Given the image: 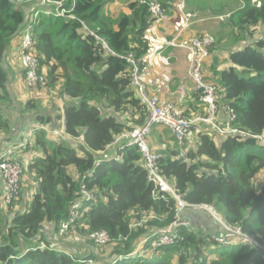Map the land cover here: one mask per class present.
I'll return each mask as SVG.
<instances>
[{"label":"trees","instance_id":"16d2710c","mask_svg":"<svg viewBox=\"0 0 264 264\" xmlns=\"http://www.w3.org/2000/svg\"><path fill=\"white\" fill-rule=\"evenodd\" d=\"M51 1L43 5L41 0H0V129L6 126L2 105L8 98L9 54L15 40L21 41L30 15L39 11L33 21V47L46 84L38 87L47 85L52 91L61 82V94L70 99L64 107L65 132L83 137L84 144L78 149L46 129L37 131L35 147L43 155L29 165L36 192L26 211L11 213L8 221L0 218V264H85L89 259L96 264H171L176 253V264H264V251L258 246L221 245L183 224L178 226L175 244L152 248L159 230L180 215L176 199L154 195L136 146L120 145L114 158L103 154L118 137L145 124L147 110L132 84V67L125 57L132 53L139 60L147 52L150 13L136 1L129 4L131 15L117 19L105 13L104 0ZM57 3L63 4L66 15L56 14ZM82 21L106 41L109 51L84 33ZM227 25L235 39L230 66L217 73L221 99L214 124L236 131L221 133L213 123L199 122L183 148L175 138L173 148L158 152L159 163L161 173L185 201L212 206L228 226L240 227L264 244V187L259 189L254 181L264 170V145L254 137L264 136V30L256 38L257 28L264 26V0L260 6L245 0ZM26 109L38 107L28 101ZM228 109L234 111V120ZM204 112L205 108L199 114ZM83 186L95 193L93 200L83 198ZM78 201L82 217L75 234L95 244L90 234L108 231L113 239L106 245L112 247L109 255H100L93 247L90 252L67 253L47 237L46 224L58 234ZM8 209L12 211V205ZM143 240H147L144 250L149 247L152 252L130 256Z\"/></svg>","mask_w":264,"mask_h":264},{"label":"crops","instance_id":"0c3cea01","mask_svg":"<svg viewBox=\"0 0 264 264\" xmlns=\"http://www.w3.org/2000/svg\"><path fill=\"white\" fill-rule=\"evenodd\" d=\"M104 1L105 13L112 18L117 19L123 14L131 15L133 13L129 4L134 0ZM159 1L165 6L169 19L161 25H151L145 33L148 49L141 60L144 61L148 73L142 76V80L146 84L148 94L172 101L182 113L199 114V99L194 90V83L188 76L187 51L182 48L168 46L166 42L178 35L179 39H184L210 32L212 27H217L216 25L220 21H223L222 24H227L226 21H228L231 14L226 9L229 2L235 0H186L183 11L190 14L191 23L182 32L184 26L183 12L178 7L181 1ZM239 1L245 5V0ZM225 28L228 30L226 26ZM220 33L219 37H215L216 45L218 42L220 46L212 50L211 56L206 61L207 79L214 82L218 80L217 73L230 66L228 56L230 55L231 44L229 43L228 47H222L225 39ZM221 37L222 40H220ZM20 42V38L15 40L9 54L11 74L6 87L8 98L2 105V121L6 126L0 129V154L11 156L12 159L22 165L23 172H25L22 178L20 203L13 208L12 213L26 211L36 192V179L29 172V165L43 155L42 151L35 147L36 133L39 129H46L52 137L71 142L72 147H75L76 143L84 144L83 137H73L65 132L64 107L70 99L61 94V82L58 84V89L46 93H40L39 87H32L26 83L19 55ZM34 99H40L41 101L35 102ZM28 101L36 103L38 109H26ZM222 112L219 115L220 120L225 118ZM38 118H44L47 122ZM157 126L152 128L149 135L152 148H157L158 152L173 148L176 145L173 142H176V140L171 130L161 125L159 126L162 128L159 129ZM59 131H61V134ZM127 142V138L120 136L117 138L116 143L108 147L107 151L109 153L105 151L103 154L108 158L118 157L116 149L120 145L123 147ZM80 145L76 148L79 149ZM82 153L80 151L81 155ZM258 175H264V170ZM5 190V182L0 176V201ZM180 217L181 222H186L194 230L208 234L211 237L225 231L222 224L203 210L185 209L180 213ZM61 250L67 251V253L74 251L69 247H63Z\"/></svg>","mask_w":264,"mask_h":264},{"label":"built area","instance_id":"2783aa9c","mask_svg":"<svg viewBox=\"0 0 264 264\" xmlns=\"http://www.w3.org/2000/svg\"><path fill=\"white\" fill-rule=\"evenodd\" d=\"M20 2L25 0H18ZM141 5H146L152 19V25L158 26L169 19L165 6L159 0H134ZM181 1L178 4L179 9L183 12L184 26L188 27L191 23L190 14L184 12V6L186 0ZM51 0H41L43 5L50 4ZM257 6L261 5L260 0H252ZM62 3H57L56 14L64 16L68 11L62 8ZM39 11L30 15V20L22 34L20 42V60L24 71V78L29 86H40L46 84V75L42 70L40 59L34 52V39H33V21L38 17ZM33 18V19H32ZM32 20V21H31ZM84 25V33L86 35L94 36L97 43L102 44L105 51H109V47L106 41L96 35L89 27ZM180 32V33H181ZM179 35L170 41L166 42L168 46L178 47L185 49L187 51V59L189 62L188 66V76L194 83V90L198 96L199 102L204 106V114H198L195 116H189L180 112L175 103L162 99L158 96H153L148 94L146 84L142 80V76L148 73V69L144 66V61L141 59H136L134 54L130 53L125 57L132 67V84L136 88L139 95L141 104L147 110V118L145 124L141 126H135L132 131L124 133L122 137L128 139L127 146H136L142 155V165L146 169L148 174V179L154 184L155 192L154 195L157 196L158 193H164L173 196L177 202L178 214H180L185 209L197 210L205 209L208 211L214 219L219 221L225 229L220 235L214 236V239L221 245H231L238 243H248L254 246H258L263 249L264 246L260 245L254 237L245 233L240 227L232 228L228 226L218 211L209 205H196L185 201L180 194H178L175 188L172 186L170 181L161 173V167L159 163V155L152 149L149 143V135L152 128L156 125H162L167 127L175 135L177 144L180 147H184L186 141H189L197 128L199 122H208L214 124V119L216 113L219 109V101L221 99V93L218 85L207 79L206 72V61L211 56V50L216 44V38L209 32H204L198 36H192L189 38L179 39ZM227 108V107H226ZM229 117L234 120L235 113L232 109H228ZM215 125V124H214ZM216 129L221 133L235 132L236 130L227 126V128L219 127L217 125ZM58 134V132H56ZM61 134V131H59ZM259 142L264 145V136L256 135ZM181 157H184L183 150L180 153ZM23 168L22 165L12 159L11 156L6 154H0V176L6 185V190L2 195V202L6 207H9L12 202L18 198L23 178ZM83 198L86 201H91L95 198V193L89 191L85 186L82 187ZM81 203L78 201L72 207L69 220L65 221L61 229L63 231H70L73 226H77L76 222L80 221L82 213L80 211ZM180 215L177 220L168 225L167 227L159 230L157 238L152 242V248L155 247H165L175 244L179 239L178 226L180 224L190 227L186 222H180ZM60 229V231H61ZM90 238L96 242L98 245H109L112 242L110 234L106 230H98L90 234ZM147 240H143L138 244L136 249L130 254V256H143L149 251L144 250V243ZM264 251V249H263ZM85 264H95L92 259L84 262Z\"/></svg>","mask_w":264,"mask_h":264},{"label":"rangeland","instance_id":"374dc122","mask_svg":"<svg viewBox=\"0 0 264 264\" xmlns=\"http://www.w3.org/2000/svg\"><path fill=\"white\" fill-rule=\"evenodd\" d=\"M243 6H244V3L239 1V0L230 1L226 11H228L229 14H232L233 12H235V11L239 10L240 8H242ZM218 21H220V20H218ZM226 22L228 24V21H226ZM222 23H223V21H220L216 25L217 27H212V30L209 33L214 35V37H216V38L219 37V33L220 32L223 33V38L225 39V41L222 43V47H228L229 43L231 44L234 41L235 36L230 31H228V30H230L229 26L227 24H222ZM225 26L228 28V30L225 28ZM263 30H264V26H260V27L257 28L256 38H259L262 35ZM219 46H220V43L217 42V45L214 48H219ZM39 88H40L39 89L40 93H46V92L50 91V89H51L47 85L46 86H41ZM33 101L40 102L41 100L40 99H38V100L34 99ZM198 106H199V110H198L199 113H202L204 111L203 105L199 102ZM161 126L158 125L157 127H159V129H161L162 128ZM175 143L176 142H173V144H175ZM69 144L71 145V142ZM78 145H80V143H76L74 146L78 147ZM71 146H73V145H71ZM152 149L155 152H158L157 148H152ZM24 174H25V172H24ZM254 181H255L256 186L259 189H262L264 187V175H257ZM23 189L25 191V186L23 187ZM0 193H1V191H0ZM21 194H22V189H21V192H20L18 198L11 204L12 205V211H9V209H8L9 207H6L3 204V203H5L4 201H3V203H2V200L0 201V218H3V222H4L5 219H7L6 221H8V218L12 215L11 213L14 211L13 208L18 203H20L19 199H20ZM69 230L70 231L67 232V231H63L61 229V231L58 234H55L53 232V226L51 224H48V223L46 224V228H45V232H46L47 237L52 241L53 245L56 246L58 249H62L63 247H69L71 249H76V250L84 249V250H88V252H90L91 247H93L94 249H97V251H98V253L100 255H102V254L109 255L110 254L109 252H110V249L112 248L111 246L110 247L109 246L100 247V246L96 245V243L95 244L89 243L90 241H88L84 237V235L75 234L76 230H77V226L76 225L73 226ZM260 245L264 246V244H260ZM263 249H264V247H263ZM146 250L152 252V249L149 248V247H147ZM176 262H177V253H176V255H175V257H174V259H173L171 264H176Z\"/></svg>","mask_w":264,"mask_h":264}]
</instances>
